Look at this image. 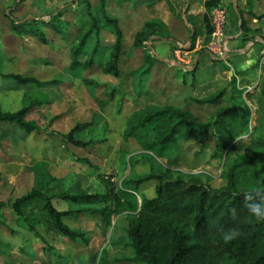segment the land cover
<instances>
[{
    "label": "rangeland",
    "instance_id": "374dc122",
    "mask_svg": "<svg viewBox=\"0 0 264 264\" xmlns=\"http://www.w3.org/2000/svg\"><path fill=\"white\" fill-rule=\"evenodd\" d=\"M185 1L188 0H107L109 15L119 20L124 33L121 75L116 78L105 75L102 67L85 71L81 77L71 71L70 48L80 30L90 24V11L102 27V45L114 44L115 38L106 28L99 0H0V112L16 113L30 108L25 119L39 129L26 132L16 125L0 124V203L8 205L4 209L7 226L0 228V264H99L101 260L102 264H144L129 247L127 232L132 217L114 215L107 225L100 214L86 210H101L105 203L86 206L67 201L65 197L118 192L125 179L149 175L152 170L162 168L181 176L198 175L207 186L223 189L228 183L225 175L235 168L238 190L264 189L262 52L255 68L247 72L225 65V53L214 55L222 62H212L208 56L205 61H198L202 54H211L209 46L214 33L211 13L207 21L209 28L199 32L202 38L195 43V51L179 50V40L171 49L168 47L171 41H162L159 48L168 64L153 68L142 86L131 76L143 67L150 46L145 43L144 47L135 48L137 34L151 19L172 23L179 16L183 18ZM86 2L90 4V11ZM259 3L264 0H225L220 7L226 12L225 39L249 30L255 20L251 14L253 5ZM235 7L245 9L244 25ZM58 11H63L72 23L69 40L48 32L50 40L43 42L31 34L21 37L12 31L10 16L20 21L33 16L47 20ZM258 21L264 26V18ZM209 29H213L212 34ZM256 35L263 36L261 28ZM185 47L191 45L187 42ZM235 63L239 67V61ZM188 67L191 71L196 68L195 74H184ZM10 76L35 79L42 85L18 86ZM236 90L242 93L251 109L248 132L239 139L243 143L238 147L226 141L218 148L214 135L209 133L203 142L199 138L181 137L170 155L159 158L146 155L136 140L126 139L127 120L136 112L145 114L175 107L192 115L197 123L207 124L214 120L218 110L240 103L238 98L231 100ZM221 92L223 97L216 104L200 102ZM85 124L92 126L76 137L91 145L79 146L67 137ZM150 134L154 136L156 131ZM37 163L44 166L38 172ZM44 172L48 174L46 199L51 200L57 211L73 213L64 218V223L82 234L81 238L71 240L54 230L46 200L24 208L25 215L34 224L33 229L15 215L13 204L35 188ZM154 187L155 183H149L141 192H131L140 200V193L153 197Z\"/></svg>",
    "mask_w": 264,
    "mask_h": 264
},
{
    "label": "trees",
    "instance_id": "16d2710c",
    "mask_svg": "<svg viewBox=\"0 0 264 264\" xmlns=\"http://www.w3.org/2000/svg\"><path fill=\"white\" fill-rule=\"evenodd\" d=\"M99 2L106 28L114 36L115 41L111 46L102 45L100 40L102 27L90 11V4L86 2L90 11L88 13L90 24L80 30L70 48L71 71L76 77H81L83 72L93 70L95 67H102L105 75L116 78L121 75L120 60L123 54L124 34L119 20L110 16L107 11V0H99ZM221 3L222 0H208L205 5L215 10ZM239 14L243 20L242 11L239 10ZM261 18L264 17H258ZM9 19L13 33L21 37L31 34L43 42H48L50 40L48 32H50L63 40L70 39L72 23L64 17L63 11L49 16L47 20L36 16L24 21L11 16ZM207 28H209L208 23ZM212 31L213 29L208 30L211 34ZM158 33L152 25H147L137 34L134 47L142 48L145 43H151ZM195 38L196 36L192 37L193 42ZM152 48L149 46L146 50L143 67L131 73L133 80L137 81L139 86L148 80L155 64L161 62L154 57ZM8 78L22 87L42 85L35 79L21 76ZM262 79L264 90V72ZM235 94L231 100L235 101L238 98L240 103L230 109L218 110L214 120L207 124L197 123L192 115L175 107L145 114L136 112L127 120L126 139L136 140L146 155L151 154L159 158L170 155L181 137L185 140L199 138L203 142L209 133L214 135L218 148H221L226 141L233 144L234 148L238 147L243 143L239 139L248 132L251 109L242 97V93L236 90ZM114 96L112 92L111 99ZM247 96L252 98L250 93ZM222 97L223 92L200 102L216 104ZM29 111L30 108H24L16 113L0 112V124L16 125L26 132L38 131L35 124L25 119ZM91 126L92 124L80 125L67 138L79 146L91 145L76 137ZM153 130L156 131L154 136L150 134ZM43 168L41 163L35 165L37 172ZM234 174L235 168H231L225 175L227 186L223 189H213L203 183L198 175L181 176L177 172L161 168L158 171L152 170L149 175L125 179L118 192L111 190L105 195H72L65 197V200L86 206L105 203L106 206L101 210L89 208L86 210L100 214L107 225L111 224L114 215L127 214L132 217L127 232L129 247L135 252L138 261L144 264H264V222L245 219L243 191L237 189ZM47 178V172L42 173L35 188L13 204L15 215L33 229L34 224L25 215L24 208L35 201L44 203L46 200L47 213L54 230L71 240L81 238L82 234L72 231L64 223V218L73 213L57 211L52 206L51 200L46 199ZM149 183H155L153 197L140 193L139 200L131 192H141V189ZM7 207L8 205L0 203V228L7 226L8 220L4 214V209ZM232 208L237 209L238 212L235 220L231 216ZM233 226L239 227L242 235L226 244L219 229ZM99 264H102V260Z\"/></svg>",
    "mask_w": 264,
    "mask_h": 264
},
{
    "label": "crops",
    "instance_id": "0c3cea01",
    "mask_svg": "<svg viewBox=\"0 0 264 264\" xmlns=\"http://www.w3.org/2000/svg\"><path fill=\"white\" fill-rule=\"evenodd\" d=\"M123 1H127V0H123ZM207 1L208 0L185 1L184 2L185 14L182 15L183 18L179 16L176 20H173L174 25H171L173 22L169 23L165 20H160V19H151L144 25L142 31L145 29L147 25L150 24L159 32L158 36L153 38L152 42L150 43V46L151 47L153 46L154 57L157 60L161 61L155 64L153 68H155L158 64H168L166 56L163 54L162 49L159 48V44L163 43L162 41H171L168 46L169 49H171L175 41L179 40L178 42L179 50L186 49V53H191L195 51V48H193L195 43L200 42L202 38V36H199V32L207 31V21L208 19H210L211 13L213 14L214 12V10H211L206 7L205 4ZM224 4H225V0H222V3L218 8L223 7ZM253 6L255 7L253 8L251 14H253L255 20H253L252 24L250 25L249 31L246 33L245 31H242L239 36H228L225 39V47H226L225 58L228 57V60H224L223 62L225 65L235 68L239 72H247L248 70H252L253 68H255V66L259 61L260 54L263 51L262 43H260V37L256 35V33L261 28L262 35L264 34V26L261 24L260 21H258L259 20L258 17H264V3L262 4L259 3ZM239 10L242 11V13L245 12V9L241 8ZM239 10L238 11L234 10V11L240 18L241 16L239 14ZM193 36H196L194 42L192 41ZM251 38H254L253 40L254 42L248 41ZM230 41L233 42L231 43ZM187 42L189 45H191V47H185V44ZM189 49L191 50L189 51ZM179 50H177L178 52H176L178 59H180ZM254 52H257V54H255L254 57L250 60L249 57ZM200 54H202V52H200ZM205 56H208V58H212V62L213 61L222 62L220 59L215 58V56L212 57L211 54H206V55L202 54L201 56L198 57V61H205L206 60ZM238 61H239V67H237L235 63ZM195 70L196 68L193 69V71H191V68L188 67L186 68V70H184L185 72L184 74L186 73L195 74ZM229 74L231 75L232 73L230 72Z\"/></svg>",
    "mask_w": 264,
    "mask_h": 264
},
{
    "label": "clouds",
    "instance_id": "9594fccd",
    "mask_svg": "<svg viewBox=\"0 0 264 264\" xmlns=\"http://www.w3.org/2000/svg\"><path fill=\"white\" fill-rule=\"evenodd\" d=\"M243 207L246 210L245 219L256 222H264V189L255 188L245 190L242 193ZM231 216L235 220L238 216L237 209H231ZM224 243H230L242 235L239 227L233 226L227 229H219Z\"/></svg>",
    "mask_w": 264,
    "mask_h": 264
},
{
    "label": "built area",
    "instance_id": "2783aa9c",
    "mask_svg": "<svg viewBox=\"0 0 264 264\" xmlns=\"http://www.w3.org/2000/svg\"><path fill=\"white\" fill-rule=\"evenodd\" d=\"M226 22V12L221 8H217L213 12V26L214 33L212 36V42L210 43L209 49L210 53L214 55H223L226 52L225 47V35L224 28ZM260 43L264 44V34L260 38ZM262 55L264 56V50L262 51Z\"/></svg>",
    "mask_w": 264,
    "mask_h": 264
},
{
    "label": "water",
    "instance_id": "95a60500",
    "mask_svg": "<svg viewBox=\"0 0 264 264\" xmlns=\"http://www.w3.org/2000/svg\"><path fill=\"white\" fill-rule=\"evenodd\" d=\"M235 11H238L237 7H235ZM212 57H213V55H212ZM224 60H228V57H226Z\"/></svg>",
    "mask_w": 264,
    "mask_h": 264
}]
</instances>
